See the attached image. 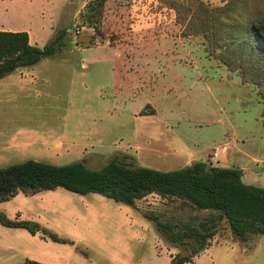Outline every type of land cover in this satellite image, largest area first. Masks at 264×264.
I'll list each match as a JSON object with an SVG mask.
<instances>
[{
	"label": "rangeland",
	"instance_id": "374dc122",
	"mask_svg": "<svg viewBox=\"0 0 264 264\" xmlns=\"http://www.w3.org/2000/svg\"><path fill=\"white\" fill-rule=\"evenodd\" d=\"M90 2L99 6L87 10ZM230 2L249 20L264 11V0H0V28L29 30L38 47L65 30L55 54L0 79V166L79 160L98 169L116 159L170 171L203 160L264 185V92L227 56L244 41L218 31ZM0 211L71 240L0 223V264H170L190 249L144 212L173 225L217 220L176 196L124 204L61 187L18 192ZM186 264H264V234L239 240L221 218Z\"/></svg>",
	"mask_w": 264,
	"mask_h": 264
},
{
	"label": "trees",
	"instance_id": "16d2710c",
	"mask_svg": "<svg viewBox=\"0 0 264 264\" xmlns=\"http://www.w3.org/2000/svg\"><path fill=\"white\" fill-rule=\"evenodd\" d=\"M92 3L95 4L90 2L87 10ZM95 5L99 6L98 3ZM220 16L221 21L228 23L218 26L219 34L226 35L227 32L229 38L235 32L237 38L244 41L238 52L232 51L227 56L234 54L237 63L242 64L244 71L264 92V11L262 16L249 20L247 8L230 2ZM195 17L194 20L198 19ZM64 35L62 29L49 42L38 47L30 43L27 31L0 30V79L17 68L34 65L55 54L63 44ZM204 35L207 41H211V35ZM234 41L236 39L226 43L231 46ZM242 176L240 168L211 165L203 160H196L183 168L161 171L127 167L116 159L98 169L89 168L79 160L57 165L27 159L0 166V203L18 192L34 194L58 187L81 195L99 193L124 204H133L149 193H158L183 198L197 210L217 212V220L224 218L233 235L246 241L252 235L264 234V185L246 183ZM143 216L169 240L189 247L188 253L172 256L170 264L191 263L209 245L217 231V220L210 224L199 221L197 224L173 225L161 221L152 212H144ZM0 223L26 229L31 234L41 233L53 241L71 243L37 222L9 219L1 211ZM21 264L44 263L26 258Z\"/></svg>",
	"mask_w": 264,
	"mask_h": 264
},
{
	"label": "crops",
	"instance_id": "0c3cea01",
	"mask_svg": "<svg viewBox=\"0 0 264 264\" xmlns=\"http://www.w3.org/2000/svg\"><path fill=\"white\" fill-rule=\"evenodd\" d=\"M43 27H41V29H42ZM0 30H11V29H9V28H0ZM11 31H19V30H11ZM27 32H28V35H29V41H30V43L32 44V35H31V32L29 31V30H27ZM33 45H37V44H33ZM18 69V68H17ZM17 69H15V70H17ZM13 72V71H12ZM10 74H7L6 76H4V77H8ZM3 77V78H4ZM3 78H1V79H3ZM57 144H60V143H57ZM61 146V145H60ZM218 166H225L224 164H220V165H218ZM195 258V257H194ZM193 258V259H194Z\"/></svg>",
	"mask_w": 264,
	"mask_h": 264
},
{
	"label": "built area",
	"instance_id": "2783aa9c",
	"mask_svg": "<svg viewBox=\"0 0 264 264\" xmlns=\"http://www.w3.org/2000/svg\"><path fill=\"white\" fill-rule=\"evenodd\" d=\"M79 29H83V26L76 27V31H77V32L79 31ZM213 155H214V156H216V155H217V153H216V152H214V153H213Z\"/></svg>",
	"mask_w": 264,
	"mask_h": 264
}]
</instances>
